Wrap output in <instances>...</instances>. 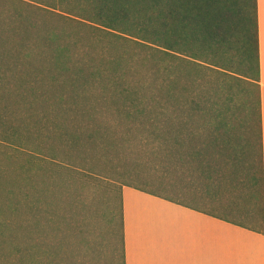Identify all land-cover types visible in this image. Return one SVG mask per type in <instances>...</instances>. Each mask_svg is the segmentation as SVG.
<instances>
[{"label": "trees", "instance_id": "obj_1", "mask_svg": "<svg viewBox=\"0 0 264 264\" xmlns=\"http://www.w3.org/2000/svg\"><path fill=\"white\" fill-rule=\"evenodd\" d=\"M0 118L46 163L114 177L118 264L125 185L264 233L256 0H0ZM196 183L211 207L176 199Z\"/></svg>", "mask_w": 264, "mask_h": 264}, {"label": "rangeland", "instance_id": "obj_2", "mask_svg": "<svg viewBox=\"0 0 264 264\" xmlns=\"http://www.w3.org/2000/svg\"><path fill=\"white\" fill-rule=\"evenodd\" d=\"M2 123L0 118L3 135ZM24 147L0 137V264H67L64 256L71 250L89 255L94 264L120 263L119 188L114 177L46 163ZM231 182L225 179V187ZM178 185L184 188L183 181ZM203 189L196 183V199L184 190L176 199L209 208L215 201L201 196L213 191Z\"/></svg>", "mask_w": 264, "mask_h": 264}, {"label": "crops", "instance_id": "obj_3", "mask_svg": "<svg viewBox=\"0 0 264 264\" xmlns=\"http://www.w3.org/2000/svg\"><path fill=\"white\" fill-rule=\"evenodd\" d=\"M256 2L264 184V0ZM122 223L125 264H264V233L126 185Z\"/></svg>", "mask_w": 264, "mask_h": 264}]
</instances>
